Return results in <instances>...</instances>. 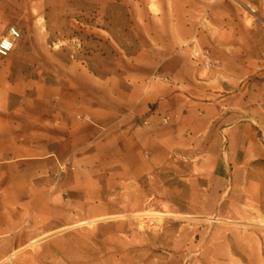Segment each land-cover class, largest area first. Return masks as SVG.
Instances as JSON below:
<instances>
[{"label":"rangeland","instance_id":"rangeland-1","mask_svg":"<svg viewBox=\"0 0 264 264\" xmlns=\"http://www.w3.org/2000/svg\"><path fill=\"white\" fill-rule=\"evenodd\" d=\"M23 1L32 9L11 13L19 18L15 27L22 36L11 54L0 56L6 85L0 99L18 105V112L41 115L49 108L61 115L63 89L69 107L77 109L72 92L78 67L100 64L106 74L107 63L134 58L150 45L151 28L169 37L177 27L180 53L202 66L203 76L212 70L233 73L236 63L244 62L243 120L264 149V0H205V6L220 11L217 19L228 22L221 26L211 17L196 18L197 31L189 41L184 32L191 23L165 17V12L172 15L175 0ZM177 5L183 8L186 2L177 0ZM213 38L238 45L228 48L238 53L228 52L227 65L205 45ZM207 52L211 67L203 62ZM214 140L208 135L185 155H172L168 164L141 175L130 165L121 172L112 157L92 167L81 152L71 162L60 161V227H48L44 240L0 255V264H264V151L229 159L227 139ZM211 144L221 146L219 158L211 156ZM137 163L134 158L135 170Z\"/></svg>","mask_w":264,"mask_h":264},{"label":"crops","instance_id":"crops-1","mask_svg":"<svg viewBox=\"0 0 264 264\" xmlns=\"http://www.w3.org/2000/svg\"><path fill=\"white\" fill-rule=\"evenodd\" d=\"M20 1L0 0V36L5 37L9 25H20L19 18L11 13L32 9V4ZM185 2L182 8L175 0L172 15L165 12V17L185 18L191 23L184 32L187 41L196 34V18L211 17L221 26L228 22L217 19L220 11L215 5L205 6V0ZM147 16L151 17L150 13ZM149 31L150 45L134 58L107 63L106 74L100 64L78 67L77 89L72 92L80 103L74 109L79 112L77 116L70 114L74 110L64 89L61 115L49 108L41 115L33 110L23 114L16 110L18 105L0 99L1 256L27 247L48 227H60L58 163L71 162L80 152L91 167L98 160L112 157L121 172L130 165L133 174L141 175L155 171L159 163L168 164L172 155H185L187 148L208 135L215 136L216 143L227 139L229 159L239 158L242 152L246 158L250 150L258 155L264 151L255 129L243 120L244 62L236 63L235 72L228 70L231 74L212 70L203 76L202 66L180 53L177 27L167 33L169 37L156 27ZM205 45L214 49L215 59L226 65L228 52L238 53L228 50L238 47L228 38L208 39ZM164 51L171 53L164 55ZM5 87L0 72L2 93ZM232 107L238 108L231 111ZM7 108L15 109L3 114ZM209 151L214 158L222 153L221 146L214 144ZM134 158L138 162L136 170Z\"/></svg>","mask_w":264,"mask_h":264},{"label":"built area","instance_id":"built-area-1","mask_svg":"<svg viewBox=\"0 0 264 264\" xmlns=\"http://www.w3.org/2000/svg\"><path fill=\"white\" fill-rule=\"evenodd\" d=\"M22 34L20 30L15 27L11 26L8 32L5 34V37H2L0 40V56L6 57L9 55L13 50L16 48ZM203 62L211 67L214 65V61L207 53L203 54Z\"/></svg>","mask_w":264,"mask_h":264},{"label":"bare ground","instance_id":"bare-ground-1","mask_svg":"<svg viewBox=\"0 0 264 264\" xmlns=\"http://www.w3.org/2000/svg\"><path fill=\"white\" fill-rule=\"evenodd\" d=\"M93 221H95V220H93ZM93 221H92V222H93ZM85 223H86V222H80V223H78L77 225H81V224H85ZM77 225H76V226H77ZM47 236H48V235H44V237H42V238H40V239H35L34 241H32L31 244L33 245L34 243H37V242H39V241H41V240H44V238L47 237Z\"/></svg>","mask_w":264,"mask_h":264}]
</instances>
